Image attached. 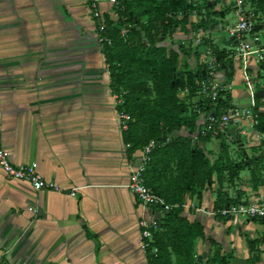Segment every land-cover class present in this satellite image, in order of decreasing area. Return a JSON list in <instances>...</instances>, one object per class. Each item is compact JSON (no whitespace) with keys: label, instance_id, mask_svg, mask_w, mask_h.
Returning a JSON list of instances; mask_svg holds the SVG:
<instances>
[{"label":"crops","instance_id":"0c3cea01","mask_svg":"<svg viewBox=\"0 0 264 264\" xmlns=\"http://www.w3.org/2000/svg\"><path fill=\"white\" fill-rule=\"evenodd\" d=\"M79 3L89 8L88 0H0V139L13 165L34 164L61 189L35 190L25 181L7 177L0 168V259L6 264H148L140 249L138 220L157 219L162 212L142 206L125 187L141 150L131 155L127 151L115 94H107L109 74L101 77L104 56L98 45H91L97 19L82 16ZM101 8L110 16L113 13L109 4ZM221 24L211 20L207 25L212 42L220 47L226 42ZM258 31L264 33V25ZM180 33L173 35L180 40L191 35ZM196 62L193 58V68ZM236 68L233 64V87L243 85ZM221 76L225 78L224 70ZM233 87L230 102L248 105L245 87L234 94ZM259 89L263 96L256 103L264 114V85ZM111 100L116 116L105 110ZM189 108L194 110L190 104ZM197 113L201 124L202 112ZM242 128L246 133L236 150L243 152L242 160H254L238 172L235 186L213 178L201 199L187 195L184 203L189 207L181 214L202 224L205 237L230 256L227 264H249L248 241L255 238L259 239L255 264H264V220L213 214L218 188L229 199L264 197V161L259 158L264 140H257L245 123ZM260 132L264 138V131ZM175 134L215 158L222 150L216 142L225 143L198 135L196 129L190 133L181 128ZM251 168L261 177L256 188L250 181ZM72 187H79L74 196ZM206 244L196 240L197 254Z\"/></svg>","mask_w":264,"mask_h":264},{"label":"trees","instance_id":"16d2710c","mask_svg":"<svg viewBox=\"0 0 264 264\" xmlns=\"http://www.w3.org/2000/svg\"><path fill=\"white\" fill-rule=\"evenodd\" d=\"M202 1L209 16L225 17V10L212 11L208 1ZM249 1L264 16V0ZM192 7L193 4L187 0H126L114 8L116 18L104 13V26L102 29L97 27L109 73V88L122 100L116 110L130 117L127 129L122 130L124 143L130 145L127 151L131 155L151 139L163 141L170 138L168 143L152 150L144 172L146 185L167 203L177 205L170 211L160 213L157 218L159 229L153 233L146 250L148 264H195L198 257L195 250L197 239L214 247L211 258L201 254V259L206 258L205 264H227L230 256L221 252L220 244L205 237L202 224L182 216V204L187 195L201 199L202 190L211 186L214 175L222 184L226 176L236 178L238 172L254 160H232L228 155V146L223 142L221 152L212 160L210 152L175 134L181 128L188 129L190 133L196 129L198 133L199 114L189 108V104L177 92L187 88L188 95L192 97L197 91V82L204 76L198 65L189 72L181 70L178 61L182 55L191 54L189 46L184 49L178 39L172 42L176 47H167L161 40L173 37L178 27L184 32L189 31L187 10ZM180 13L183 14L181 19L178 18ZM96 21L98 26L99 21ZM201 25L204 23L191 24L190 28L195 31ZM123 28L124 34L121 33ZM210 47L220 63L219 69L225 71V78L232 79V59L218 43L210 42ZM196 104L203 112L214 110L217 114V109L208 100H198ZM229 105L230 94L222 96L217 104L221 106V111ZM263 115H259V131H264ZM259 158L264 161V153ZM250 181L256 188L261 183V177L253 174ZM238 200L227 198L226 193L218 188L215 211ZM258 241L256 238L248 241L252 252L249 264L259 261L255 249ZM152 247L157 248L156 253L151 251Z\"/></svg>","mask_w":264,"mask_h":264},{"label":"built area","instance_id":"2783aa9c","mask_svg":"<svg viewBox=\"0 0 264 264\" xmlns=\"http://www.w3.org/2000/svg\"><path fill=\"white\" fill-rule=\"evenodd\" d=\"M126 0H88L89 8L93 17L97 19L98 29H102L104 26V12L102 11V4L106 3L111 6L114 13V8L119 6ZM188 3H192L193 7L187 10L189 17V23L187 28L191 33L187 37V40L193 39L194 43L199 45H207L200 52L197 59V65L201 67L203 79L197 82L196 93L200 97L199 101L208 100L213 106H217L218 101L224 95L231 92L233 87V79L227 80L221 76V70L219 69L220 63L217 56L210 47L212 39L209 36V29L207 25L211 20H214L216 24L221 23L222 32H224V39L227 44L222 45L228 56L232 59L233 64L237 66L240 71L241 82L244 85L247 97L250 103L245 106H238L234 102H230L227 109L215 114L214 110L203 112L197 105L198 112H202L203 120L199 125L198 135L212 136L221 138L227 144H238V139L246 132L242 128L243 123L247 128H251L254 131V135L259 141H263V134L257 129L259 125L260 110L257 107L256 92L259 87L262 86L261 77L264 76L262 72L264 70V41H261L257 35L259 27L264 25V16L259 13L251 4L249 0H235L233 3H228V0H206L213 2L210 6L212 11H221L229 9L233 12V16L236 18L234 24H230V21L225 17L209 16L207 9L197 8L198 3L196 0H187ZM223 7H225L223 9ZM183 14H179L178 18L181 19ZM116 18V17H114ZM191 23L204 25L199 26L196 31L190 28ZM178 33L181 29L178 27ZM176 29V32H177ZM121 33H125V29L121 30ZM246 34H250L251 38H245ZM264 34V33H263ZM185 38H182V40ZM186 40V39H185ZM225 43V42H224ZM115 106L121 103L120 96L115 94ZM117 118L120 128L126 130L129 115L123 111H117ZM235 125L236 128L232 131L230 126ZM170 141V138H166L163 141L151 139L142 149L141 156L137 164H135L129 173L128 180L125 187L136 197L138 202L147 208L157 209L159 212L165 213L172 210L177 205L169 204L165 199L156 194L145 183L144 172L150 159V153L152 150L162 144H166ZM126 146H130L126 144ZM0 168L3 173L13 179L25 181L35 190H55L60 191V187L53 181L47 180L38 171L34 164H18L13 165L8 157V152L3 146L0 139ZM79 187L71 188V195H76V191ZM185 203L182 204V208H188ZM34 212L36 209L33 210ZM221 216L228 217H243L253 220H264V197H258L256 199L240 198L238 201L228 204L225 207L220 208L217 212ZM139 226V244L140 249L146 253L149 247V242L152 240L153 233L159 229V221L156 218H149L141 216L138 220ZM153 253L157 252L156 247H152ZM0 264H6L4 260L0 259Z\"/></svg>","mask_w":264,"mask_h":264},{"label":"rangeland","instance_id":"374dc122","mask_svg":"<svg viewBox=\"0 0 264 264\" xmlns=\"http://www.w3.org/2000/svg\"><path fill=\"white\" fill-rule=\"evenodd\" d=\"M197 1V3H198V6H200L201 8H203L204 7V4H203V1L202 0H196ZM217 1H219V0H217ZM235 0H228V3H233ZM78 6L80 7V9H82V10H84L83 12V15L82 16H85L86 15V17H88V18H90V20L92 19V20H95L94 19V17H93V14L91 13V10H90V8H88L87 7V3H79L78 4ZM223 8H225V7H223ZM225 10V12H226V16H227V18H228V20H230V24H234L235 22H236V18L233 16V12L230 10V8L229 9H224ZM209 13V12H208ZM111 16H112V18H114L115 16H114V14L113 13H111ZM211 16V15H210ZM191 24H193L194 25V23H191ZM203 26V25H202ZM176 30V29H175ZM196 31V30H195ZM91 32H93V33H97V34H94V37L96 36V39L94 40V43L92 42V44L91 45H93V46H96V45H98V48L100 49V51H101V48H102V46H101V42H100V39H99V37H98V32H97V21L95 20V22L93 23V26H92V29H91ZM177 32H178V29H177ZM177 32L175 31L174 33H176L177 34ZM85 33H86V31H85ZM188 33L187 32H184V31H182L181 30V33L179 34L180 36H183V35H187ZM221 34H222V36H224V32H221ZM257 35L260 37V39H261V41H264V34L261 32V31H258L257 32ZM177 37L176 36H173V37H167V38H164L163 40H161V43L163 44V45H165V46H167V47H171V45H172V42H175L176 40H178V39H176ZM245 38H247V39H250L251 38V36H250V34H246L245 35ZM186 39V40H185ZM185 39H181V40H179L182 44H183V47H184V49H186V46H189L190 48H191V54H188V55H185V56H181L180 58H179V61H178V63H179V66L181 67V70L183 71H187L188 70V72L190 71V70H192L193 69V63H192V60H193V58H195V60H197L198 59V57H199V55H200V52H201V50L203 49V48H205V47H207V45L205 44V45H199V43H194V40L193 39H189V40H187V38H185ZM225 44H227V42H225ZM223 45H224V43H223ZM172 47H176V45H172ZM194 51H196L195 52V54L193 53ZM101 53H102V51H101ZM197 64V63H196ZM101 68H102V72H103V74L101 75V77H105V76H107L108 77V69H107V65H106V63L104 62L103 64H102V66H101ZM236 71V76H237V72H238V69L236 68L235 69ZM187 72V73H188ZM263 73H264V70L262 71ZM237 79V78H236ZM261 79V82H262V84L264 85V76L263 77H261L260 78ZM108 84H109V81H108ZM244 88V86L243 85H239V84H234V87H233V94L234 93H236V90L238 89V88ZM109 96L110 95H114L112 92H111V90H110V88H109V91H108V93H107ZM177 94H178V96L182 99V100H184V102L186 103V104H190V106H194V109L196 110V111H198L197 110V105H194L196 102H198V100H200V97L198 96V94L197 93H195L192 97H190V95H188V93H187V88H181L180 90H178V92H177ZM111 102V105H112V100L110 101ZM243 102H245V101H243ZM242 103V102H241ZM111 105H107L106 104V107H105V110H107L106 112L111 116V115H114L115 114V116H116V113H115V111H114V108H113V105L111 106ZM115 106V105H114ZM189 106V105H188ZM220 107L221 106H213V108H215V109H217V114L219 115L220 114V112H221V110H220ZM115 110H116V106H115ZM119 127H120V125H119ZM119 127L118 126H116V130H118V132H120L119 130L121 129H119ZM121 131H122V129H121ZM183 137H185V136H183ZM187 137L188 138H191V137H189L188 135H187ZM217 144V149L219 150H221L222 149V145H221V143H220V141H217L216 142ZM228 146V151H229V156H230V158L232 159V160H234V161H238V159H241V157H243L242 155H243V152L241 151V152H237V145H231V144H229V145H227ZM122 147L124 148V145L122 144ZM237 149V150H236ZM237 152V153H236ZM220 153V152H219ZM219 153L217 154V155H219ZM238 154V155H237ZM212 160H214V158L215 157H210ZM249 173V176H251V175H257L258 174V172H256V170H253V168H251V170L248 172ZM213 178H214V180H216V178H215V175L213 176ZM251 178V177H250ZM225 180L226 181H228V185H229V187H233V186H235V179L234 178H232L230 175L229 176H226L225 177ZM230 182V183H229ZM18 210V209H17ZM18 212L19 213H21L22 212V210L19 208V210H18ZM202 249H201V252L198 254V255H200V254H205V256H207L208 258H211V256H212V254H213V251H214V247L213 246H209L208 245V243L206 244V246L204 247H201ZM173 258V260H174V257H172ZM197 260H198V257H197ZM205 261H206V258H204V259H200L199 260V263H201V264H205Z\"/></svg>","mask_w":264,"mask_h":264},{"label":"water","instance_id":"95a60500","mask_svg":"<svg viewBox=\"0 0 264 264\" xmlns=\"http://www.w3.org/2000/svg\"><path fill=\"white\" fill-rule=\"evenodd\" d=\"M208 5L209 6H212L211 4H210V2H208ZM213 26L211 25V28H212ZM204 73V71H202V74ZM256 97H262L263 96V90L262 89H258L257 90V92H256ZM204 256H205V254H203ZM201 257H202V255L200 254V255H198V260L195 262V264H200L199 263V260L201 259Z\"/></svg>","mask_w":264,"mask_h":264}]
</instances>
